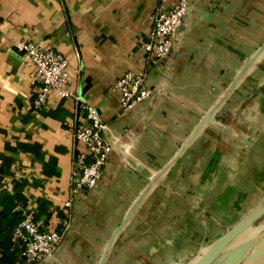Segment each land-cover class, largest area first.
<instances>
[{"label": "crops", "instance_id": "obj_1", "mask_svg": "<svg viewBox=\"0 0 264 264\" xmlns=\"http://www.w3.org/2000/svg\"><path fill=\"white\" fill-rule=\"evenodd\" d=\"M177 2L0 0V264H32L13 233L29 213L63 233L35 264H196L264 202V0H191L170 56L154 63L141 49L152 16ZM22 41L68 60L71 88L113 146L70 218L83 147L69 124L83 113L55 94L34 107ZM128 71L146 72L153 94L123 110L115 85ZM231 259L220 250L213 264Z\"/></svg>", "mask_w": 264, "mask_h": 264}, {"label": "built area", "instance_id": "obj_2", "mask_svg": "<svg viewBox=\"0 0 264 264\" xmlns=\"http://www.w3.org/2000/svg\"><path fill=\"white\" fill-rule=\"evenodd\" d=\"M190 2L191 0H178L172 9H158L153 14L152 31L141 49L151 56L154 63L170 56L179 29L189 14ZM16 48L33 68L32 81L40 86L34 101L36 109H44L51 95L55 94L62 99H73L83 113L73 124H69L74 130L75 139L83 147L76 155L70 181V197L65 202L70 218V210L76 199L86 198L98 186L113 146L105 137L106 125L99 111L71 88L68 60L62 54L30 41L19 42ZM115 90L120 95L123 110L138 106L153 94L147 84L146 72H126L117 80ZM13 233L22 257L32 264L52 257L63 240V233L60 231L42 230L35 215L31 213L23 217Z\"/></svg>", "mask_w": 264, "mask_h": 264}, {"label": "rangeland", "instance_id": "obj_3", "mask_svg": "<svg viewBox=\"0 0 264 264\" xmlns=\"http://www.w3.org/2000/svg\"><path fill=\"white\" fill-rule=\"evenodd\" d=\"M263 207L264 202H262L259 207L255 209L249 216L243 218L235 228L241 226L243 223H246ZM251 226L254 228V231L252 233L253 235L249 237L246 243H241V238H239L238 233H236L232 235L228 239V241L221 247V251H224L226 254H228V256H231L232 259L235 258V256L236 258H240V256H242L240 259L241 261L237 264H255V255L264 246V215L254 223H252ZM231 231L227 234H230ZM225 236L222 238V240L225 238ZM244 236L245 235H243V237ZM229 243H231L232 245L230 244V246ZM218 244H220V242H218ZM203 256L204 255H200L197 257V259H201V257ZM225 260L226 259H224V261Z\"/></svg>", "mask_w": 264, "mask_h": 264}, {"label": "water", "instance_id": "obj_4", "mask_svg": "<svg viewBox=\"0 0 264 264\" xmlns=\"http://www.w3.org/2000/svg\"><path fill=\"white\" fill-rule=\"evenodd\" d=\"M264 215V207L260 209L250 220H248L246 223L252 224L256 220H258L260 217ZM240 231V226L235 228L231 231L230 234L225 236V238L220 241V244H218L214 249L209 251V253L205 254L196 264H213L216 260L217 254L221 250V247L228 241V239L238 233ZM255 264H264V246L257 252L255 255Z\"/></svg>", "mask_w": 264, "mask_h": 264}, {"label": "bare ground", "instance_id": "obj_5", "mask_svg": "<svg viewBox=\"0 0 264 264\" xmlns=\"http://www.w3.org/2000/svg\"><path fill=\"white\" fill-rule=\"evenodd\" d=\"M252 226L251 224H248V223H243L241 226H240V231L238 232V237L241 238V235L247 231L248 229H250ZM254 231V229H253ZM253 231L247 235L245 238L241 239V243H246V241H248L249 237H251V235H253ZM231 243H229L230 245ZM232 245V244H231ZM230 245V246H231ZM207 252L205 251L202 255H205ZM209 253V252H208ZM233 259L229 260L228 264H230L232 262Z\"/></svg>", "mask_w": 264, "mask_h": 264}, {"label": "trees", "instance_id": "obj_6", "mask_svg": "<svg viewBox=\"0 0 264 264\" xmlns=\"http://www.w3.org/2000/svg\"><path fill=\"white\" fill-rule=\"evenodd\" d=\"M22 220V219H21Z\"/></svg>", "mask_w": 264, "mask_h": 264}]
</instances>
